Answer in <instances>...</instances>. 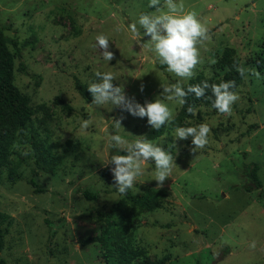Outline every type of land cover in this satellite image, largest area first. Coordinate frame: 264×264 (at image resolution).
<instances>
[{"label": "rangeland", "instance_id": "rangeland-1", "mask_svg": "<svg viewBox=\"0 0 264 264\" xmlns=\"http://www.w3.org/2000/svg\"><path fill=\"white\" fill-rule=\"evenodd\" d=\"M184 3L186 11L198 13L211 37L199 46L195 73L203 79L194 83L221 77L225 70L216 61L232 47L237 65L249 70L234 90L240 99L231 116L221 115L212 107L209 88L210 103L192 106L196 115L189 113L182 124H208L206 147L193 153L191 138L174 140V128L150 139L175 157L171 176L157 188L155 165L149 162L134 187L121 195L114 186V165L105 164L126 153L111 148L108 138L143 139L151 126L147 117L86 101L77 82L88 88L97 71H111L118 78L114 85L123 86L128 97L142 105L160 99L175 116L181 106L164 99L161 85L188 80L161 67L129 29L141 13L156 9L149 0H0V23L15 56V84L33 109L16 130L0 169V211L13 218L0 250L5 264H116L113 252L120 244L142 250L132 263L164 257V264H264V196L259 195L264 191V0ZM99 34L109 38L111 61L96 46ZM148 39L142 36L141 43ZM21 63L26 72L19 70ZM121 116L117 129L112 120ZM83 120L92 122L87 130L81 129ZM250 162L258 163L261 187L245 191L243 169ZM30 178L41 191H34ZM151 188L164 191L151 210L128 197ZM82 190L96 198H85ZM106 226L112 234L106 246L81 244Z\"/></svg>", "mask_w": 264, "mask_h": 264}, {"label": "clouds", "instance_id": "clouds-1", "mask_svg": "<svg viewBox=\"0 0 264 264\" xmlns=\"http://www.w3.org/2000/svg\"><path fill=\"white\" fill-rule=\"evenodd\" d=\"M150 8H155L152 13H141L136 22L129 26L133 39L140 47L146 46L159 64L166 66L167 72L174 74L181 81L190 80L195 76V70L201 63L200 45L211 39L209 29L204 22L198 18V13L194 10H185L184 0H149ZM143 30V31H142ZM150 37L146 42L141 43V37ZM96 46L102 52L103 59L113 60L114 53L110 50L109 38L104 34L95 37ZM236 70L244 76L246 70L243 66L237 65ZM259 75V73H254ZM97 81L88 86L91 93L92 103L97 106L110 104L126 111L134 117L145 118L147 123L155 130L161 129L166 124H171L174 119L172 108L160 99L152 102L140 104L135 97H128L123 86L114 85L117 80L116 74L111 71L95 73ZM163 91L161 95L165 100L183 106L189 94H194L196 98H202L210 88L214 97L212 107L221 115L231 116L233 105L240 99L234 81H225L218 84H209L204 81L202 84L189 85L186 89L182 83L161 85ZM143 91V85H141ZM187 111L196 115L193 107ZM121 116L112 120L115 128L122 127ZM90 120L81 122V129L87 130L91 125ZM211 128L206 123L198 126H176L173 132L174 140H187L191 138V151L204 149L209 143ZM111 148L118 153L105 164H113L114 186L116 190L125 195L134 187L138 177L142 176L146 170V165L153 162L155 170L152 176L157 182V188H163L164 182L172 174L175 164V157L157 143L146 139L137 138L129 141L119 134L111 135L108 138ZM251 247H255V242Z\"/></svg>", "mask_w": 264, "mask_h": 264}, {"label": "trees", "instance_id": "trees-1", "mask_svg": "<svg viewBox=\"0 0 264 264\" xmlns=\"http://www.w3.org/2000/svg\"><path fill=\"white\" fill-rule=\"evenodd\" d=\"M5 27L0 23V169L6 164L10 155V148L15 140L16 130L23 126L33 114V109L29 102V97L24 93L16 84L14 77L15 69V56L9 47L8 39L5 35ZM237 57L235 56V50L232 47H226L221 56L216 61V66L219 69H224V74L214 79L211 84H218L225 81H234L237 85L241 79L240 73L236 70ZM161 67H166L162 66ZM19 70L26 72V67L23 63L20 64ZM203 76L196 74L192 79L188 80L183 86L185 89L189 85H195V81H202ZM77 89L86 101H92L93 97L88 91L86 85L81 82H77ZM236 87L233 89V91ZM55 102L61 103L62 100L59 97L55 98ZM197 103L209 104L208 94L202 98L193 97L189 94L186 98L185 105L180 107L179 112L175 115V119L171 124L164 125L161 129L155 130L152 127L147 130L142 138L146 140L154 139L163 135L169 129L175 128L176 126H182L184 119L189 115L187 109L194 106ZM65 107L69 110L71 107L65 104ZM258 163L250 162L246 164L243 169L244 175L246 176L245 183L242 184V189L245 191H251L261 187V180L257 174ZM29 183L33 187L35 192L41 191L37 187L36 181L30 178ZM83 196L87 199H95L96 194L82 190ZM164 194L163 190L148 189L143 193H139L135 196L129 195L134 204L138 205L142 209L151 210L158 204L159 199ZM260 196H264V191H259ZM13 218L8 214L0 211V225L5 222L3 228L0 227V250L3 247V237L7 233L8 228L11 226ZM110 223V220L108 221ZM112 238L111 232L106 226L102 233L94 236H87L81 240V244L100 242L106 246L107 241ZM227 247H225L226 251ZM142 253V250H132V248L125 247L123 245L118 246V251L113 252L116 257V264H164V257L159 259L147 260L144 263H132V259ZM107 257L106 253L103 254ZM0 264H5V260L0 257Z\"/></svg>", "mask_w": 264, "mask_h": 264}]
</instances>
